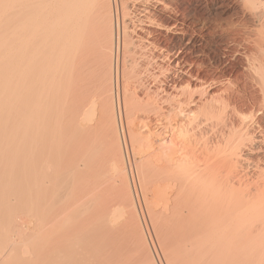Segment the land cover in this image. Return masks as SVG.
<instances>
[{"label":"bare ground","instance_id":"6f19581e","mask_svg":"<svg viewBox=\"0 0 264 264\" xmlns=\"http://www.w3.org/2000/svg\"><path fill=\"white\" fill-rule=\"evenodd\" d=\"M164 1L0 0V264H156L126 140L163 264H264V0Z\"/></svg>","mask_w":264,"mask_h":264},{"label":"rangeland","instance_id":"374dc122","mask_svg":"<svg viewBox=\"0 0 264 264\" xmlns=\"http://www.w3.org/2000/svg\"><path fill=\"white\" fill-rule=\"evenodd\" d=\"M169 1V2H168ZM171 1V2H170ZM222 1V0H221ZM220 0H213L212 1V4L211 5H213V4H215V3H217V2H221ZM164 2H166V4H169L170 6H171V10H170V12L168 13V15H179V18H184L186 21H188V24H189V26H191L192 28H196V30H198L199 28L200 29H202V31H200V29H199V31L201 32V34H204L203 36H205V39L207 40V43H206V52L211 56V57H213V56H216V57H218V58H223L224 56V52H222V50H221V48H220V50H219V47H220V43H221V41H223V42H225V43H227V42H229L230 41V38H231V36L230 35H227L228 33H222V31H220L221 29H219L218 27H219V25H217L218 23H219V21H222V20H218V23H217V19L219 18L217 15H218V13L219 12H217V13H215V11H214V8L212 9V8H210L209 10H205L204 12L203 11H200V8H199V5H201V4H204L207 8L208 7H210L211 5H210V0H165ZM177 2V3H176ZM198 2V3H197ZM214 2V3H213ZM174 3L176 4V6H173L174 5ZM178 4V5H177ZM177 7V8H176ZM181 9V10H180ZM198 9V10H197ZM182 10H184V11H182ZM189 10V11H188ZM192 10V11H191ZM212 10H213V12H212ZM180 11V12H179ZM187 11V12H186ZM198 11V12H197ZM185 12V13H184ZM188 13V14H187ZM181 14H182V16H181ZM196 14V15H195ZM184 16V17H183ZM218 18H217V17ZM216 19V20H215ZM221 19H223V18H221ZM240 20V22H242V23H244L245 21H246V18H244L243 19V21H242V18H239ZM214 21V22H213ZM194 24V25H193ZM197 24V25H196ZM205 24V25H204ZM199 25V26H198ZM195 26V27H194ZM215 32V33H214ZM221 32V33H220ZM164 35H167L168 36V34H164ZM213 36V37H212ZM230 36V37H229ZM210 51V52H209ZM220 59V60H221ZM52 72V71H51ZM49 74V73H48ZM53 75H54V73L52 72V73H50L47 77L46 76H44V80H43V83H45V82H48V83H46V85L47 86H50V85H48L49 83L50 84H52V86H53V88H54V86H55V84H53V83H55V81L57 80L56 79V77H53ZM51 76V77H50ZM49 80V81H46V80ZM53 79H54V81H53ZM56 79V80H55ZM53 82H52V81ZM52 88V87H51ZM52 88V90H51V95H53L54 96V98L52 99V100H50V98H51V95H50V93H48V97H50L49 99H48V97H45L44 99H46L43 103H44V106H46L47 108H51L52 107V104H53V109L51 108V110H54V109H56V110H59L60 108H61V97H59V95H60V93L58 92V91H53L54 89ZM57 92V93H56ZM59 93V94H58ZM58 94V95H57ZM56 95V96H55ZM52 96V97H53ZM58 96V97H57ZM61 96V95H60ZM55 97H57V98H60V99H57V98H55ZM54 99H56V101H57V104H56V101L54 100ZM51 101L53 102V103H51ZM59 101V102H58ZM45 102H46V104H45ZM49 102V104H47ZM51 103V104H50ZM60 103V104H59ZM57 105L56 107L54 106V105ZM48 105H50V106H48ZM60 106V107H59ZM58 108V109H57ZM128 144V145H127ZM126 146H127V148H128V150H127V152H128V154L129 155H127V158L125 159V163H126V170H127V174H128V178H129V182H130V187H131V190H132V195H133V199H134V201H135V203H136V207H137V211H138V216H139V221H140V224H141V227H142V230H143V233H144V236H145V239H146V242H147V244H148V246H149V248H150V252L152 253V255H153V259H154V262L156 263V264H159V262H161L162 263V260L160 261V255H159V252H158V248H157V244H156V241H155V239H154V235H153V232H152V230H151V228H150V225H149V222L147 221L148 219H147V216H146V212H145V209H144V206H143V200H142V194L139 192V191H141L140 189H141V187L140 188H138L139 186L138 185H140V181H139V179L137 178V175H135L134 176V174H136V172H135V168H134V160H133V158H130V157H132V155H131V151L129 150L130 148V145H129V143H128V141L126 140ZM129 156V157H128ZM129 158V165L131 164V168L130 169H132L131 170V172H130V170H129V166H127L128 165V161H127V159ZM131 160V161H130ZM133 161V162H132ZM133 164V165H132ZM128 168V169H127ZM134 169V170H133ZM132 174V175H131ZM131 177H132V179H131ZM134 180V181H133ZM136 187H135V186ZM141 186V185H140ZM136 190V191H135ZM137 192V193H136ZM136 193V194H135ZM141 195V196H140ZM137 197V198H136ZM137 199V200H136ZM139 200V201H138ZM138 201V202H137ZM56 204V202H53V204ZM58 203V202H57ZM138 203V204H137ZM140 203V204H139ZM54 204V205H55ZM61 203H59L58 205H56V207L54 206V208H53V205H52V207H51V210H53V213H52V211H50L49 210V212H48V217L46 218H43V222H45L44 220L46 219V222L44 223V226L47 224L48 226H46V227H44L45 229H44V231L46 230V228H47V231H49V233L48 232H45L46 233V237L48 236V240H47V242L49 243V241L50 240H52L51 238H53L54 240H56L55 238L56 237H53V234H54V232H55V234H54V236L57 234L56 232H58V230H59V232L61 231V227H59V225H57L56 224V226H57V228H56V226L54 227V225L52 224L53 222L55 223V220L53 219V215L52 214H54V213H56V215H58L59 214V211H58V209H60V208H58L57 209V206H61L60 205ZM141 206V207H140ZM54 209H57V212H56V210H55V212H54ZM58 213V214H57ZM144 215H142V214ZM55 214H54V218H55V216H56ZM142 216V217H141ZM50 217H52V218H50ZM47 219H49L50 220V222H49V220H47ZM54 221H53V220ZM144 220V221H143ZM53 221V222H52ZM47 222H49V223H47ZM52 224V226H51V224ZM50 224V225H49ZM145 225H147V226H145ZM48 227H50V228H53V230L51 231V230H49L48 229ZM54 228H55V230H54ZM148 228V229H147ZM56 229H58V230H56ZM147 230H149V231H147ZM54 231V232H53ZM147 231V232H146ZM51 232V233H50ZM58 232V233H59ZM48 233V234H47ZM151 237V238H149V236ZM49 236H50V239H49ZM149 239H151V240H149ZM45 242H46V240H45ZM51 242V241H50ZM54 242V241H53ZM152 242V243H151ZM48 243H45V244H43V247H41V249H42V251L44 250L45 252H42L43 254H41V260L43 259V260H45V259H47L48 261H49V263L50 264H57V261L55 260H52V259H55L56 258V254H59V253H57L56 252V250L55 249H53L52 250V247H54L55 245V242L54 243H52L51 242V246L48 244ZM154 243V244H153ZM47 247H46V246ZM51 248V250H49L50 248ZM45 247V248H44ZM46 248H47V250H48V252L51 254H49V255H46L48 252H47V250H46ZM55 248V247H54ZM55 250V251H54ZM157 250V251H156ZM52 251H54V255L55 256H53V252ZM52 252V253H51ZM56 252V253H55ZM59 252V251H58ZM154 252V253H153ZM156 252V253H155ZM45 254V255H44ZM61 254V253H60ZM157 254L159 255V258H157L158 256H157ZM42 256L43 257H46L45 259L44 258H42ZM52 256H53V258H52ZM61 256L62 255H60L59 257L57 256V260L58 259H60L61 258ZM52 260L51 262H50V260ZM159 259V260H158ZM40 260V261H41ZM43 260H42V262H43ZM48 261H44V264H46V263H48ZM59 261V260H58ZM41 262V263H42ZM56 262V263H55ZM60 262V261H59ZM40 262H39V264H41ZM48 263V264H49ZM43 264V263H42ZM163 264V263H162Z\"/></svg>","mask_w":264,"mask_h":264}]
</instances>
